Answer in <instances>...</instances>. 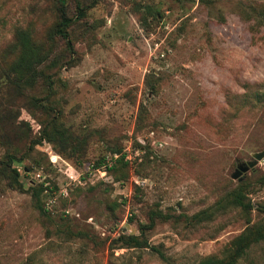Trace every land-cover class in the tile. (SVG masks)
Wrapping results in <instances>:
<instances>
[{"label": "rangeland", "instance_id": "374dc122", "mask_svg": "<svg viewBox=\"0 0 264 264\" xmlns=\"http://www.w3.org/2000/svg\"><path fill=\"white\" fill-rule=\"evenodd\" d=\"M263 151L264 0H0V264H264Z\"/></svg>", "mask_w": 264, "mask_h": 264}, {"label": "trees", "instance_id": "16d2710c", "mask_svg": "<svg viewBox=\"0 0 264 264\" xmlns=\"http://www.w3.org/2000/svg\"><path fill=\"white\" fill-rule=\"evenodd\" d=\"M69 23L67 21V17L65 13H63V23L60 25L61 27V33L64 35H67V29H68ZM20 46H21V52L18 57V59L14 62L11 72L12 75L15 77L17 81L18 87L23 90H27L30 88H33L34 84L36 83V78H38L40 75H43L45 78V82L49 83V86L51 88V85H53V77L57 73L56 66L52 65L48 68L46 66L41 68V65L44 61L43 56L39 57L38 50L39 48L35 46L30 38L29 35L22 34L21 40H20ZM38 48V49H37ZM38 68L40 69V72H38ZM39 75V76H38ZM51 130L54 132V136L51 135ZM43 137L47 138L49 141H55V138L58 135L64 134L62 125L58 121V117H52L49 120V123L43 128L42 130ZM71 157V156H70ZM12 161L14 159V156L11 157ZM239 193L234 194V198L238 197ZM239 197H241L239 195ZM240 199L238 198L237 203L240 204ZM36 201L38 204L41 203L40 197L36 196ZM251 208V207H249ZM162 217L167 218V216H164L161 213H156L153 216L152 222L155 223V217ZM121 241H124L128 243L129 245H135V246H142V242L139 241V238L137 236H126L121 235ZM199 264H227L222 261H219L217 259L213 258H207L204 261H202Z\"/></svg>", "mask_w": 264, "mask_h": 264}, {"label": "water", "instance_id": "95a60500", "mask_svg": "<svg viewBox=\"0 0 264 264\" xmlns=\"http://www.w3.org/2000/svg\"><path fill=\"white\" fill-rule=\"evenodd\" d=\"M254 158H255V161H254V162H250V163H248V164H240V165L238 166L237 171L234 173L233 178H234V179H238L239 176H240L242 173H246V172H248L251 168H254L255 166H257V165H258V162L264 159V151H263V152H260V153H256V154L254 155Z\"/></svg>", "mask_w": 264, "mask_h": 264}, {"label": "built area", "instance_id": "2783aa9c", "mask_svg": "<svg viewBox=\"0 0 264 264\" xmlns=\"http://www.w3.org/2000/svg\"><path fill=\"white\" fill-rule=\"evenodd\" d=\"M127 159H129V157H127ZM56 161H58V159Z\"/></svg>", "mask_w": 264, "mask_h": 264}]
</instances>
